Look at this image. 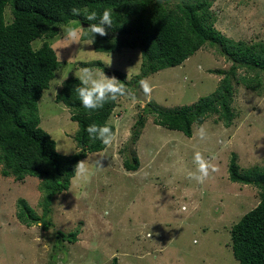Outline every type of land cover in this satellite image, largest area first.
<instances>
[{
	"label": "rangeland",
	"instance_id": "rangeland-1",
	"mask_svg": "<svg viewBox=\"0 0 264 264\" xmlns=\"http://www.w3.org/2000/svg\"><path fill=\"white\" fill-rule=\"evenodd\" d=\"M212 13L215 28L229 40L264 43V0H215ZM5 17L10 22L9 8ZM80 25L88 27L80 21L69 24L78 31ZM84 33L79 44L63 37L62 30L48 40L61 68L39 101L40 126L64 156L78 152L79 128L69 109L55 101L63 83L77 78L82 64L100 61L125 74L127 90L136 95V79L142 74L140 50L97 53L93 44L82 40ZM43 43L35 41L34 49ZM231 67L220 49L207 45L183 65L149 75L153 92L148 104L118 97L109 120L116 140L105 151L88 156L89 179L75 177L69 190L53 199L45 217L47 229L42 221L29 227L18 219L21 200L44 219L43 182L5 177L0 162V264H239L231 230L258 206L261 190L232 183L229 166L236 157L241 173L264 171V88L260 85L253 92L233 80L231 125L213 115L193 125L192 138L154 121L158 111L193 106L214 94ZM237 74L246 75L243 70ZM141 117L145 127L134 142ZM201 126L208 134L206 140L196 135ZM195 151L218 169L203 184L188 179L196 169ZM134 156L140 167L128 172L124 162ZM98 157L103 158L100 170L92 164ZM184 205L186 212L181 211ZM106 210L109 215H104ZM76 231L75 243L60 237ZM194 239L199 243L194 244Z\"/></svg>",
	"mask_w": 264,
	"mask_h": 264
},
{
	"label": "trees",
	"instance_id": "trees-1",
	"mask_svg": "<svg viewBox=\"0 0 264 264\" xmlns=\"http://www.w3.org/2000/svg\"><path fill=\"white\" fill-rule=\"evenodd\" d=\"M215 0H0V162L3 175L23 181L28 177L43 182L44 219L23 200L19 202L18 219L27 226L45 220L53 199L67 192L76 177L75 165L89 155L106 150L100 140H92L86 131L90 124L103 126L109 123L117 106L109 102L102 109H85L75 91L80 81L68 79L63 83L55 101L71 112V120L78 124L76 141L78 152L64 156L58 153L57 144L40 125L39 101L49 89L61 62L48 40L54 39L65 26L80 21L89 24L84 16L92 11L102 14L110 9L113 24L106 37L95 38L97 53H115L122 49L140 50L141 76L137 81L168 68L183 65L207 45L220 49L232 67L224 74L217 90L211 96L199 99L193 106L173 111H158L155 124L170 131H178L192 138L193 125H201L207 118L217 115L228 127L235 116L231 109L233 80L253 92L264 88V43L252 45L245 41L233 42L215 28L212 7ZM79 8L80 16L71 9ZM9 8L10 22L5 13ZM92 23H98L93 21ZM83 41L92 34L84 31ZM44 41L39 49L33 43ZM105 74L115 75L125 86L126 75L110 70L102 62L82 64ZM243 70L246 75L238 76ZM138 84V82H137ZM118 99V98H117ZM145 127V119L137 122L134 142ZM139 159L124 162L128 172H136ZM232 183L256 186L261 199L256 208L247 213L231 230L232 251L239 264H264V171L259 169L241 173L236 157L229 166ZM79 232L61 239L75 243Z\"/></svg>",
	"mask_w": 264,
	"mask_h": 264
},
{
	"label": "clouds",
	"instance_id": "clouds-1",
	"mask_svg": "<svg viewBox=\"0 0 264 264\" xmlns=\"http://www.w3.org/2000/svg\"><path fill=\"white\" fill-rule=\"evenodd\" d=\"M71 13L73 16H80L81 10L73 7ZM84 19L89 22L87 28L80 25V31H78L75 27L65 26V28L61 29L63 37L70 39L71 43L75 42L79 44L78 38L82 35L83 31H86L92 34L93 38L89 40V45H92L95 43L97 35L100 37L108 36L109 29H111L113 24L110 9H104L99 16L97 12L92 11L86 14ZM97 20L98 23H92ZM125 71L127 73L129 68L127 67ZM137 75H139V73H137ZM77 78L80 83L75 86V91L82 106L90 111L102 109L106 103L115 102L118 97H131L133 101L142 99L145 103L151 101L153 87L147 78H142L138 81L139 87L136 90V95L130 93L125 84L115 75L109 77L104 71L97 72L93 67H82L80 69V75L77 76ZM86 131L93 141L100 140L106 147L112 146L113 142L116 140V134L107 123L103 126L95 123L90 124L87 126ZM128 135H130V132ZM196 135L200 140H206L208 138V134L203 126L198 129ZM214 158L215 157H212V159ZM102 161L103 158L98 157L92 161V164L97 170H100L103 168ZM193 163L196 165V169L194 172L188 173V179L195 180L199 184H203L208 179L210 172L214 173L218 170L200 151L194 152ZM74 171L76 173V178L84 180L89 179L92 173L89 172L88 159L79 161L75 165ZM187 210V205L182 206L181 211L186 212ZM104 215H109V212L106 210ZM150 237L151 233L149 234V238ZM193 243L198 244L199 241L194 239Z\"/></svg>",
	"mask_w": 264,
	"mask_h": 264
},
{
	"label": "water",
	"instance_id": "water-1",
	"mask_svg": "<svg viewBox=\"0 0 264 264\" xmlns=\"http://www.w3.org/2000/svg\"><path fill=\"white\" fill-rule=\"evenodd\" d=\"M138 98H139V94H138ZM140 101H142L143 103H145L142 99H139ZM145 104H148V103H145Z\"/></svg>",
	"mask_w": 264,
	"mask_h": 264
}]
</instances>
